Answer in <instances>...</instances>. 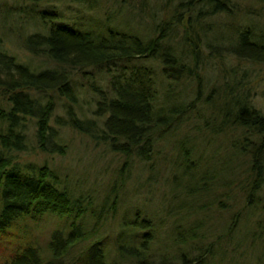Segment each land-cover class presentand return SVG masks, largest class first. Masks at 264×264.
Listing matches in <instances>:
<instances>
[{
    "label": "trees",
    "instance_id": "obj_1",
    "mask_svg": "<svg viewBox=\"0 0 264 264\" xmlns=\"http://www.w3.org/2000/svg\"><path fill=\"white\" fill-rule=\"evenodd\" d=\"M20 1L23 6L8 8L5 19L19 22L23 16L27 26L32 23L29 29H41L19 41L33 59H44L52 69L17 63L2 49L5 38L0 31V264H224V254L236 250L228 251L229 244L241 245L247 238L249 245L264 244V223L261 218L253 221L257 200L264 194V114L251 101L250 70L240 68L264 65V35L259 30L263 28L253 22L250 9L241 22L239 0H179L176 7L172 6L176 0H166L172 13L167 10L155 23L147 11L151 7L141 0L142 10L136 12L151 16L149 32L134 26L130 16L124 24L119 19L114 28L105 24L106 29L93 32L99 26L97 18H91V30L61 25L64 17L55 6L41 9L50 2L83 5L87 0ZM218 18L223 21L220 34L212 24ZM213 49L223 50L226 57L213 54ZM228 59L235 64L226 63ZM206 67H213L220 81L213 85L214 97L202 101L200 74ZM88 68L105 73L107 88L91 87L97 97L93 118L79 120L72 112L76 100L70 71ZM182 85L193 88L191 100L187 95L183 100L174 98ZM60 101L67 121L62 125L56 118L54 124L68 126L124 156L121 173L130 167L131 158L150 166L151 173L158 155L169 149L161 160L167 174L162 179L168 190L164 201L177 202V209L167 208L159 215L140 203L131 206L112 244L98 239L107 213L114 219L118 212L125 177L119 175L121 185L115 183L96 215L95 201L76 195L56 171L20 160L32 142L45 155L65 154L62 139L50 126ZM197 105L209 111L205 122L197 118ZM187 130L195 136L185 137ZM206 135L212 138L211 146L232 148L233 155L217 177L211 157L197 142V136L204 137L202 144L209 148ZM226 136L232 139L223 142ZM238 159L248 161L241 177L234 173ZM147 192V196L153 193L149 187ZM240 199L243 206L236 210ZM222 202L230 206V218L220 234L217 228L212 233L200 215L218 209ZM225 211L220 208L218 216ZM180 217L194 221L184 226ZM46 219L56 225L43 241L37 234ZM246 224L250 232H245Z\"/></svg>",
    "mask_w": 264,
    "mask_h": 264
},
{
    "label": "rangeland",
    "instance_id": "obj_2",
    "mask_svg": "<svg viewBox=\"0 0 264 264\" xmlns=\"http://www.w3.org/2000/svg\"><path fill=\"white\" fill-rule=\"evenodd\" d=\"M87 1H85L83 5H78L77 3L70 2H66L65 4L63 2L59 4L50 2L46 6H41V9L42 11H48L52 9L53 6H55L60 11H62V15L64 17L60 23L61 25H75L83 28H91V30H93V27L90 26V23H92V21L90 20L91 18H97L99 20V26L95 28L93 32H98L100 28H105V26L106 28L110 29L114 28L116 22H119V19H122V23L124 24L125 21L129 20V16L132 18L134 26L139 25L143 28V30H147V32H149L151 27V25L149 26V24H151V20L149 19H151V16H153L152 18H155V23H158L159 20L163 19L162 17L167 10V12L172 13L171 8L167 5L168 3L166 2V0H163V2L165 1V4H163V6L158 0H145V3H148V5L151 7V10L147 9V11L152 14L149 19L148 15L147 17H141L136 12L137 10H139V8L141 9V0ZM178 3L179 0H176L172 3V6L176 7ZM120 4L121 6L119 7L118 5ZM236 4L239 9V15L237 16V19L241 22L246 19L245 11L250 9L251 11L249 13L253 22L259 24V26L263 28H259V30L262 32V34L260 35H264V0H239L236 1ZM21 5L22 2L20 0H6L0 2V31H2L5 38V40H3L2 49L5 50L8 55L15 57L17 63L25 65L28 64L33 67H40L44 70L52 69V65L44 59H39V61L33 59L31 55L21 47V42L19 41L20 38L24 37V35L30 36V34L39 32L41 29H29L28 27H32V23L29 22V25L27 26L26 24L28 23H25L27 21L23 19V16L20 17L19 22L17 19L16 22L9 21V18L5 19L3 13H5L8 8L16 9L19 6H23ZM106 20H108L109 24H107ZM213 21L214 22L212 24L217 27L216 34H220V26L223 27L221 23L223 22L222 19L218 18L214 19ZM37 27L40 26L37 24ZM179 35L180 34L178 33V37ZM211 36L212 35H209V37ZM224 43H227L225 39ZM205 50L206 49H204V51L202 50V54L204 58H207L208 54ZM212 52L213 54L217 53L222 57H226V54L223 52V50L213 49ZM215 63L216 61L213 62V64ZM226 63L230 65L231 63L235 64L233 61L231 62L230 59H228ZM246 66L247 67H245L244 65H240V68L250 70L251 77L249 80V85L251 90L254 91L253 97L251 99L252 104L261 114H264V65ZM70 75L76 100V105L72 109L73 115H75V117L79 120L92 119V113L95 110V101L97 97L94 96L93 92H90V89L93 86V88L95 89L99 87L101 91H106L107 81L104 80L105 73L98 69L96 70L88 68L84 70V72L70 71ZM216 75L217 72L213 67H206L205 70L200 74V76H202L204 87V90L200 95L202 101L207 100L208 95L210 97H214V94L216 92H212L213 85L214 83L217 84V82L220 81V79H217ZM182 86L183 87H180V92H175L176 94L174 98L177 97L178 99L183 100L186 95V97L192 96L190 92L193 88L187 86L184 87V85ZM194 96L195 94L192 96V98ZM189 97L188 100H191ZM63 106H65L64 102H57V107L55 108V111L53 112L50 120V126L53 128L52 131L53 133H55V137H57V139L58 137L62 139L61 144L65 148V154L62 156L59 153L45 155L41 153L36 148L37 146L32 142L31 145L28 146V152L25 153L20 160L22 164L31 163L38 166L46 165L50 169L56 171V173L59 174L62 179L67 180L68 185L76 195L84 194L85 196H90L91 199L95 201L94 210L96 211V215L101 213L100 206L103 203V199L105 198V196L110 193L115 183H120L118 182L119 175L122 174V176L125 177L126 181L123 190L119 193L120 201L117 209L118 212L115 215L114 219H111L110 214L107 213L108 216L106 223L104 224L103 229L100 231L99 236L97 237L98 239L101 238V240L105 241L104 244L106 245H109L110 243L112 244L113 240H115V237L118 234V228L120 225L119 222H121L120 220L123 219L125 214L130 210L131 206L135 207L140 203L143 208H147L155 214L159 213V215L161 214V212L165 213V210L167 208H176L178 206V203H172L169 200L170 198L164 201L168 190L164 187L165 182L163 180L167 178V174L165 173V166L162 165L161 160L164 158L162 157V155L166 156V152L169 153V149H166L165 153H161L158 155L159 159L156 162L157 167L154 163L155 170L151 171V173L149 169L150 166H142L136 158H131L129 162L130 167L124 169L123 173H121L122 165L126 159L124 156L111 152L108 146L97 143L91 138H87L80 134L74 133L71 129H69L68 126H66V128H61L60 126L54 124L56 118L60 119V124L64 125L63 122L66 123L67 118L64 113L65 111H63ZM196 109L199 114L197 118L203 117V122L209 119V116H207L209 113L208 110L202 109L201 105H197ZM191 120L194 121V118H191ZM203 122L200 124L197 123L198 127H202ZM180 129L184 130L185 127H180ZM33 132L34 128L31 127L29 135L31 136ZM182 134L184 133L182 132ZM187 136L193 138L195 134L187 130L185 137ZM226 137L228 138H223V142H229L232 139V136ZM203 138L204 137L197 136V142L201 151L211 157V165L215 166L216 171L214 172L217 177V175L221 174L220 172L225 166L224 161L226 160V158L233 155L231 151L232 148H230V144L211 146V136H209L206 141L209 145V148H206L201 141V139ZM216 141L219 142L221 140ZM218 142H213V144ZM220 160L221 163L218 164ZM245 161L238 159L236 161L237 163L234 164V166H236L234 169V173H236L239 177H241V173L246 168L248 161H246V165ZM205 169L206 167H203L202 171H206ZM146 186L153 191V193L149 196H147L148 192ZM233 194H235L237 197L239 195L237 191H234ZM257 204L258 215H254L253 221L261 218V224H263L264 211H262V209H264V194L261 195L260 200H257ZM242 206L243 205H241V199L236 201V210H241ZM229 207L230 206L227 205V203L222 202V205L219 206L218 209L212 208L207 212H203V215L201 214L200 217L202 216V218L206 220V228H210L212 233L217 228L216 231L220 234V229H223V226L227 224L230 218V213L227 210ZM220 208L226 211L221 216H218V210ZM232 212H234V210H232ZM179 219H184V222L181 221L182 225L184 226L190 225L191 222L194 221L193 218H190V220H188L185 217H180ZM171 223L167 222V225ZM39 225L40 228L37 236L40 235L42 237L41 240L43 239V241H46V237L48 236L47 234L52 229V226L56 224H54V221L46 219L43 220ZM249 226V224H246L244 226L245 232H250L252 230V228H249ZM236 241H238V239H236ZM250 241L251 239L247 238L246 241H244L241 245L238 242L229 244L226 247L228 251L231 252L235 249L236 250L233 255L230 253H226V255L224 254V258L226 257V261L224 264H264V244L262 242H257L254 245H249ZM251 247H253V249H251ZM177 255L178 254L176 253L171 257H175Z\"/></svg>",
    "mask_w": 264,
    "mask_h": 264
}]
</instances>
